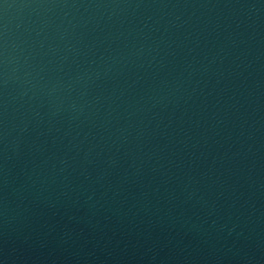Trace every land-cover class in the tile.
<instances>
[{
	"label": "water",
	"instance_id": "obj_1",
	"mask_svg": "<svg viewBox=\"0 0 264 264\" xmlns=\"http://www.w3.org/2000/svg\"><path fill=\"white\" fill-rule=\"evenodd\" d=\"M203 0H0V201L84 128Z\"/></svg>",
	"mask_w": 264,
	"mask_h": 264
}]
</instances>
